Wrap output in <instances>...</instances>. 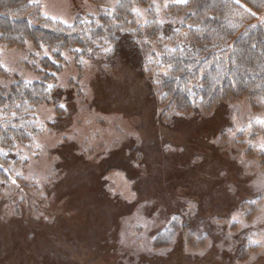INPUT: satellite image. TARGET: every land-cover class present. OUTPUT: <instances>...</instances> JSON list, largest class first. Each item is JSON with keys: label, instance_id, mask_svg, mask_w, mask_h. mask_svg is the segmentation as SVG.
Here are the masks:
<instances>
[{"label": "rangeland", "instance_id": "obj_1", "mask_svg": "<svg viewBox=\"0 0 264 264\" xmlns=\"http://www.w3.org/2000/svg\"><path fill=\"white\" fill-rule=\"evenodd\" d=\"M29 1L102 33L59 70L41 62L55 48L0 43V89L46 71L61 92L0 175V264H264V97L181 114L161 102L156 42L141 66L113 51L122 29L176 20L185 0L137 4L124 28L119 0Z\"/></svg>", "mask_w": 264, "mask_h": 264}, {"label": "trees", "instance_id": "obj_2", "mask_svg": "<svg viewBox=\"0 0 264 264\" xmlns=\"http://www.w3.org/2000/svg\"><path fill=\"white\" fill-rule=\"evenodd\" d=\"M137 4L148 7V0H119L114 16L122 28ZM172 6L168 11L182 17L162 23L152 14V22L142 31L122 29L114 38L113 51L127 50L139 66L145 61L144 48L152 41L159 45L155 76L164 91L162 104L181 114H198L229 98L264 97V0H185ZM85 28L79 21H52L29 0H0V43L55 48L51 57L41 59L46 69L59 70L56 63L63 50L78 47L79 55L84 54L102 33L100 27L90 33ZM145 35L149 42L142 44ZM39 73L34 80H18L0 89L1 176L15 157L13 150L31 142L37 131L34 108L60 100V88L49 86L53 74Z\"/></svg>", "mask_w": 264, "mask_h": 264}]
</instances>
